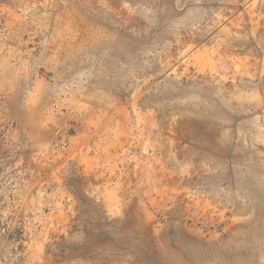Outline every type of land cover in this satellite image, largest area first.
<instances>
[{
  "label": "rangeland",
  "instance_id": "374dc122",
  "mask_svg": "<svg viewBox=\"0 0 264 264\" xmlns=\"http://www.w3.org/2000/svg\"><path fill=\"white\" fill-rule=\"evenodd\" d=\"M0 264H264V0H0Z\"/></svg>",
  "mask_w": 264,
  "mask_h": 264
}]
</instances>
